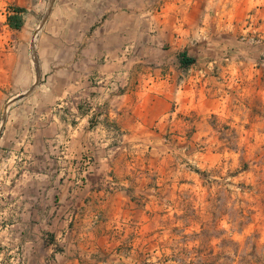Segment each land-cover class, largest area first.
Instances as JSON below:
<instances>
[{
    "label": "rangeland",
    "instance_id": "obj_1",
    "mask_svg": "<svg viewBox=\"0 0 264 264\" xmlns=\"http://www.w3.org/2000/svg\"><path fill=\"white\" fill-rule=\"evenodd\" d=\"M0 264H264V0H0Z\"/></svg>",
    "mask_w": 264,
    "mask_h": 264
},
{
    "label": "trees",
    "instance_id": "obj_2",
    "mask_svg": "<svg viewBox=\"0 0 264 264\" xmlns=\"http://www.w3.org/2000/svg\"><path fill=\"white\" fill-rule=\"evenodd\" d=\"M23 11L22 8L20 7H13L12 11L7 13L6 16V24L9 26L11 29H20L23 21H22V16L21 12ZM193 58L187 57L185 53L182 54L180 58V64L182 66H187L190 63L193 62Z\"/></svg>",
    "mask_w": 264,
    "mask_h": 264
}]
</instances>
